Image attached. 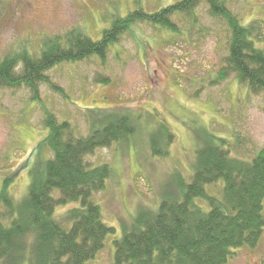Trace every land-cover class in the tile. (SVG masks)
Listing matches in <instances>:
<instances>
[{
  "label": "rangeland",
  "instance_id": "374dc122",
  "mask_svg": "<svg viewBox=\"0 0 264 264\" xmlns=\"http://www.w3.org/2000/svg\"><path fill=\"white\" fill-rule=\"evenodd\" d=\"M181 1L0 0V61L24 51L39 55L47 40L74 30L98 42L115 19L138 10L153 14ZM227 3L243 26L256 28L252 41L264 51V0ZM195 16L196 24L177 22L179 34L137 23L121 35L104 61L93 56L47 72L66 96L42 84V101L35 103L26 88H0V195L10 180L9 193L17 205L28 193L31 170L38 162L42 168L36 150L48 137L43 127L46 112L60 123H70L78 138L87 137L91 125L103 128L121 117H130L136 126V134L127 141L87 157L92 167L112 169L106 189L93 200L101 207L103 221L116 230L87 264L114 263V242L123 236L124 226L144 211H155L164 191L174 188L177 174L190 182L191 166L204 140L226 139L231 156L248 162L264 148V95L249 94L234 76L211 86L225 65L230 35L207 5L196 8ZM163 127L172 138L164 137ZM158 132L168 152L165 157H157L151 144ZM220 191L211 187L209 193L221 196ZM54 196L59 198L60 193L55 191ZM75 206L59 208L56 217L62 219ZM0 215V223L10 227L12 218L1 199ZM63 227L69 230L72 223ZM36 241L34 235L19 242L0 264H30ZM233 252L228 264H264V237L255 248Z\"/></svg>",
  "mask_w": 264,
  "mask_h": 264
},
{
  "label": "trees",
  "instance_id": "16d2710c",
  "mask_svg": "<svg viewBox=\"0 0 264 264\" xmlns=\"http://www.w3.org/2000/svg\"><path fill=\"white\" fill-rule=\"evenodd\" d=\"M202 4L208 6L213 18L226 24L230 35L225 65L211 86L234 76L249 94L264 95V51L252 41L257 30L243 26L227 0H183L153 14L138 10L115 19L98 42L79 30L56 36L44 43L39 55L24 51L1 60L0 88H26L35 103L42 101V84L66 96L47 72L93 56L104 61L121 35L137 23L179 34L177 22L192 20L196 24V8ZM43 124L48 137L36 150L42 168L38 162L31 170L25 199L15 203L9 193L10 180L0 195L12 218L10 227L0 223V261H5L19 242L35 235L30 264H87L104 250L106 239L116 234L103 221L101 207L93 200L106 189L112 169L109 165L92 167L87 157L100 148L127 141L137 129L130 117H121L103 128L91 125V133L78 138L70 123H60L49 112ZM163 129L164 137H173ZM160 134L153 135L151 144L157 157H165L168 152ZM203 144L191 166L190 182L177 174L174 188L164 191L155 211H144L130 226H124L123 236L114 242L113 264H228L235 255L233 250L257 247L264 237V148L248 162L231 156L226 139L210 137ZM211 187L221 188L222 195H211ZM75 204L62 219L56 217L59 208ZM65 223L72 227L64 229Z\"/></svg>",
  "mask_w": 264,
  "mask_h": 264
}]
</instances>
